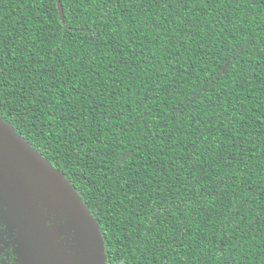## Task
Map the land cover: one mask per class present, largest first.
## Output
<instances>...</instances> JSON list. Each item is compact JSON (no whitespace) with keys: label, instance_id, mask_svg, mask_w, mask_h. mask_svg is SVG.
I'll return each mask as SVG.
<instances>
[{"label":"trees","instance_id":"trees-1","mask_svg":"<svg viewBox=\"0 0 264 264\" xmlns=\"http://www.w3.org/2000/svg\"><path fill=\"white\" fill-rule=\"evenodd\" d=\"M59 3L0 0V120L81 199L102 264H264V0Z\"/></svg>","mask_w":264,"mask_h":264},{"label":"rangeland","instance_id":"rangeland-1","mask_svg":"<svg viewBox=\"0 0 264 264\" xmlns=\"http://www.w3.org/2000/svg\"><path fill=\"white\" fill-rule=\"evenodd\" d=\"M3 156L0 152V160H3L0 163V208L9 228L17 236L23 263L102 264L95 225L68 197L61 183L53 180L51 175L43 182L24 174L13 181L7 168L12 176L19 171L9 168L6 165L8 158ZM45 197L53 199L56 208L43 210ZM33 204H39L38 208L45 216L31 223L27 215Z\"/></svg>","mask_w":264,"mask_h":264},{"label":"water","instance_id":"water-1","mask_svg":"<svg viewBox=\"0 0 264 264\" xmlns=\"http://www.w3.org/2000/svg\"><path fill=\"white\" fill-rule=\"evenodd\" d=\"M58 2V8L61 11V6ZM61 13V12H60ZM0 152L4 155L3 157H7L8 161L4 160L6 165L9 166V168L19 171L16 175L12 176L7 168V172L9 173L11 179L15 181L17 177L24 175H29L33 180L43 182L45 180L46 176H52L51 178L53 180H56L61 183V186L66 191L68 197L70 199H73L83 210V212L90 218L92 223L95 225L96 232L99 236L97 225L95 224L93 218L87 211V209L84 207L81 199L78 197V195L74 192V190L71 188V186L67 183V181L64 179V177L55 171L52 167H50L42 158L41 156L33 150L22 138L17 136L14 131L8 127L6 124H4L0 120ZM3 160H0V163H2ZM24 170V171H21ZM55 201L53 199H48L45 197V203L42 204V208L48 209V208H56L55 207ZM39 204H33L30 205L28 209V215L27 219L31 221V223L35 220H37L40 216L44 218L45 215L42 214V211L38 208ZM33 210H35L33 212ZM100 242V252H101V260L103 259V251L101 247V241L100 237L98 238ZM68 256V255H66ZM68 258V257H67ZM103 261V260H102Z\"/></svg>","mask_w":264,"mask_h":264},{"label":"flooded vegetation","instance_id":"flooded-vegetation-1","mask_svg":"<svg viewBox=\"0 0 264 264\" xmlns=\"http://www.w3.org/2000/svg\"><path fill=\"white\" fill-rule=\"evenodd\" d=\"M9 234L13 237V242H15V244L17 245L16 248V253H17V256H18V259L20 260V264H24L23 263V260L22 258H20V255H19V248H18V239H17V236L15 235V232H13L11 230V228H9V224L7 222V220L5 219L4 215H3V212L0 208V237L3 238L2 234Z\"/></svg>","mask_w":264,"mask_h":264}]
</instances>
